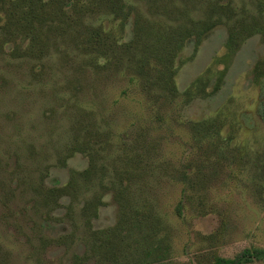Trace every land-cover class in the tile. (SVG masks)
Returning <instances> with one entry per match:
<instances>
[{
	"label": "trees",
	"instance_id": "16d2710c",
	"mask_svg": "<svg viewBox=\"0 0 264 264\" xmlns=\"http://www.w3.org/2000/svg\"><path fill=\"white\" fill-rule=\"evenodd\" d=\"M137 1L146 5L147 14L127 0H0V59H7V64H25L27 74L39 83L56 76L53 94L65 101L61 115L69 122L67 140L56 149L55 165L66 167L78 153L89 159L86 168L69 171L70 177L62 185H47L50 164L25 169L18 159L10 172L15 186L3 194L4 205L12 202L20 189V194L28 197L29 208L46 220L65 208L70 232L40 236L38 248L71 246L79 240L85 250L73 255L74 264L91 260L97 264H193L171 259L172 233L157 209V186L162 177L170 176L181 185L177 215L183 216L185 201L194 200V210L204 216L209 212L204 194L215 177L214 172H206L203 161L162 159L166 137L155 136L154 126L140 120L132 122L134 129L124 131L116 141L110 116H102L93 106L101 96L100 85L109 86L115 78L127 79L137 90L135 114L156 108L158 120L166 121L165 116L180 101L188 104L210 93L212 68L184 92L176 84V62L189 42H195L196 52L210 31L225 24L226 51L216 63H224L227 69L247 39L258 35L264 41V0H253L254 9L245 3L238 7L233 0ZM132 14V35L124 39ZM107 20L112 23L108 27ZM55 54L61 65L53 62ZM225 69L217 71L211 93L220 89ZM254 71L256 79L264 76L263 60ZM60 79L65 80L62 87ZM67 89L72 92L69 97L60 94ZM127 92L125 88L122 94ZM188 126L196 137H208L219 134L223 122H189ZM0 183L6 190L5 180ZM109 191L119 204V219L112 226L95 228L94 220ZM263 255V248L250 247L233 257L211 252L208 260L210 264H248ZM9 263V252L0 251V264Z\"/></svg>",
	"mask_w": 264,
	"mask_h": 264
},
{
	"label": "rangeland",
	"instance_id": "374dc122",
	"mask_svg": "<svg viewBox=\"0 0 264 264\" xmlns=\"http://www.w3.org/2000/svg\"><path fill=\"white\" fill-rule=\"evenodd\" d=\"M127 1L138 4L147 14L143 2ZM233 1L238 7L245 3L255 8L253 0ZM133 20L134 14L129 18L124 39L132 35ZM105 24L108 27L112 23L107 20ZM227 34V26L218 25L196 52L195 42L191 41L180 53L175 80L181 92L210 68L212 84L206 97H196L188 104L180 101L165 116L166 121L158 120L156 108L147 109L144 114L139 112L142 116L135 114L137 90L130 87L127 79L115 78L109 86L100 85L101 96L93 105L102 111V116H110L116 141L124 131L134 129L132 122L140 120L148 127L154 126L155 136L166 137L162 159L174 163L197 159L207 164L206 172H214L213 183L204 194L209 211L204 216L194 210V200L185 201L183 216L177 215L175 206L181 198V185L170 176L162 177L157 186V209L171 228V259L176 263L210 264L211 252L233 257L245 248L264 249V76L256 79L254 71L256 64L264 61V41L258 35L247 39L225 69L224 63L216 61L225 54ZM6 61L0 59V180L8 185L4 190L0 183V251L9 252V264H74L73 255L85 250L79 240L71 246L38 248L40 236L70 232L72 226L64 217L65 208L46 220L29 208L28 197L20 194V189L12 202L4 205L3 194L10 193L15 186L10 172L15 170L18 159L25 169H34L39 163L50 164L47 185L65 184L69 171L82 170L89 164L88 157L78 153L68 160L66 167L55 165L56 149L67 140L69 125L61 115L65 101L53 94L56 76L39 83L27 74L25 64ZM53 62L61 65L56 54ZM219 69L226 70L223 82L218 91L211 93ZM59 83L62 87L65 80L60 79ZM125 88L126 96L122 94ZM60 94L69 97L72 92L67 89ZM52 109H56L54 113ZM218 119L223 122L219 134L208 137H196L188 126L189 122ZM104 200L106 204L99 207V217L94 220L95 228L112 226L119 219L120 208L113 191L106 193ZM85 264L97 263L91 260ZM248 264H264V255Z\"/></svg>",
	"mask_w": 264,
	"mask_h": 264
}]
</instances>
